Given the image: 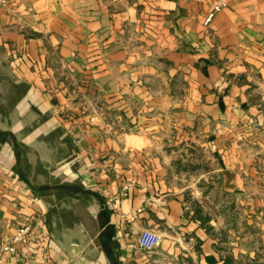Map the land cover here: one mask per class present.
I'll use <instances>...</instances> for the list:
<instances>
[{
	"label": "crops",
	"instance_id": "crops-1",
	"mask_svg": "<svg viewBox=\"0 0 264 264\" xmlns=\"http://www.w3.org/2000/svg\"><path fill=\"white\" fill-rule=\"evenodd\" d=\"M0 76L3 264H264V0H9Z\"/></svg>",
	"mask_w": 264,
	"mask_h": 264
},
{
	"label": "built area",
	"instance_id": "built-area-1",
	"mask_svg": "<svg viewBox=\"0 0 264 264\" xmlns=\"http://www.w3.org/2000/svg\"><path fill=\"white\" fill-rule=\"evenodd\" d=\"M9 6V0H0V11ZM227 7L226 3H219L214 6L213 11L205 20V25L209 26L215 15ZM33 227L31 224H22L16 230L13 236H4L0 242V264H3L6 254H14L20 245H27L32 236ZM163 244V236L156 230L145 229L138 237V245L143 250L153 251L161 248Z\"/></svg>",
	"mask_w": 264,
	"mask_h": 264
},
{
	"label": "rangeland",
	"instance_id": "rangeland-1",
	"mask_svg": "<svg viewBox=\"0 0 264 264\" xmlns=\"http://www.w3.org/2000/svg\"><path fill=\"white\" fill-rule=\"evenodd\" d=\"M0 78H1V76H0ZM2 85V83L0 82V90L2 91V90H4L5 88L3 87V86H1ZM1 121H4V120H0V122ZM3 123H5V122H3ZM2 123V124H3ZM0 132H6V131H0ZM4 137H6V136H4ZM5 140V139H4ZM0 141H3V139H0ZM45 171H43V173H44ZM72 187H74V186H72ZM74 188H76V187H74ZM57 199H59L58 198V196H57ZM57 215H58V212L56 211V212H54V216L55 217H57ZM67 218H69V219H71V217H72V214H70L69 212H67V216H66Z\"/></svg>",
	"mask_w": 264,
	"mask_h": 264
},
{
	"label": "trees",
	"instance_id": "trees-1",
	"mask_svg": "<svg viewBox=\"0 0 264 264\" xmlns=\"http://www.w3.org/2000/svg\"><path fill=\"white\" fill-rule=\"evenodd\" d=\"M3 138L7 140L9 138H12V136L9 134V132H0V139H3Z\"/></svg>",
	"mask_w": 264,
	"mask_h": 264
}]
</instances>
